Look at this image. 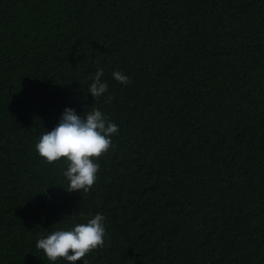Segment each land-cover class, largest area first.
Here are the masks:
<instances>
[{
  "label": "trees",
  "instance_id": "16d2710c",
  "mask_svg": "<svg viewBox=\"0 0 264 264\" xmlns=\"http://www.w3.org/2000/svg\"><path fill=\"white\" fill-rule=\"evenodd\" d=\"M65 108L119 127L88 193L35 152ZM97 213L88 264H264V0H0V264Z\"/></svg>",
  "mask_w": 264,
  "mask_h": 264
},
{
  "label": "clouds",
  "instance_id": "9594fccd",
  "mask_svg": "<svg viewBox=\"0 0 264 264\" xmlns=\"http://www.w3.org/2000/svg\"><path fill=\"white\" fill-rule=\"evenodd\" d=\"M103 75L104 70L98 69L87 89L95 101L108 91V83L102 81ZM112 77L123 85L131 83L130 78L120 71H113ZM112 99L109 95L104 102L110 103ZM118 133L119 127L109 121L99 108L82 115H77L72 108H65L58 124L40 136L35 152L45 164L59 163L63 158L66 164L63 176L68 182L64 187L66 191L88 193L98 179L99 160L112 149V137ZM105 222L106 217L97 213L86 223L41 237L36 248L42 250L50 264L59 259L66 264H76L77 261L88 264L86 257L105 245L108 236Z\"/></svg>",
  "mask_w": 264,
  "mask_h": 264
}]
</instances>
